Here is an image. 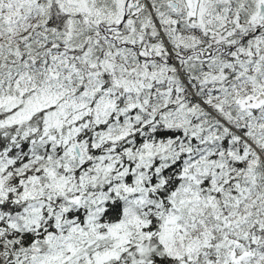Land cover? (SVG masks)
I'll use <instances>...</instances> for the list:
<instances>
[{
  "label": "snow or ice",
  "instance_id": "6c2138e0",
  "mask_svg": "<svg viewBox=\"0 0 264 264\" xmlns=\"http://www.w3.org/2000/svg\"><path fill=\"white\" fill-rule=\"evenodd\" d=\"M0 264H264V0H0Z\"/></svg>",
  "mask_w": 264,
  "mask_h": 264
}]
</instances>
